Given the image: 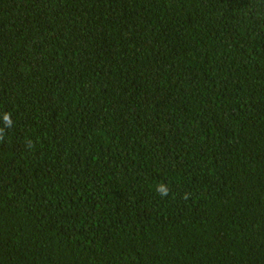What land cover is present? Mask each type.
I'll list each match as a JSON object with an SVG mask.
<instances>
[{
	"label": "trees",
	"instance_id": "trees-1",
	"mask_svg": "<svg viewBox=\"0 0 264 264\" xmlns=\"http://www.w3.org/2000/svg\"><path fill=\"white\" fill-rule=\"evenodd\" d=\"M0 264H264V0H0Z\"/></svg>",
	"mask_w": 264,
	"mask_h": 264
},
{
	"label": "clouds",
	"instance_id": "clouds-1",
	"mask_svg": "<svg viewBox=\"0 0 264 264\" xmlns=\"http://www.w3.org/2000/svg\"><path fill=\"white\" fill-rule=\"evenodd\" d=\"M157 191L161 192V194H163V195H166V194H167L166 189L163 188L162 186H161V187H158V188H157Z\"/></svg>",
	"mask_w": 264,
	"mask_h": 264
}]
</instances>
